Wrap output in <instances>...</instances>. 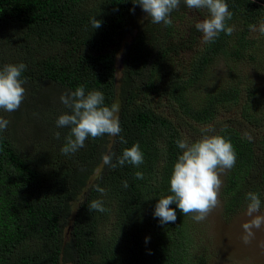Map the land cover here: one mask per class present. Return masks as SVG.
Returning <instances> with one entry per match:
<instances>
[{"label": "trees", "instance_id": "obj_1", "mask_svg": "<svg viewBox=\"0 0 264 264\" xmlns=\"http://www.w3.org/2000/svg\"><path fill=\"white\" fill-rule=\"evenodd\" d=\"M138 2L0 0V36L14 37L18 61L26 65L20 79L41 84L32 92L38 96L35 119L25 123L37 135L50 134L56 145L42 157L28 155L20 139L26 127L21 111L11 116L10 134L0 131V264H196L186 216L172 204L177 220L162 225L155 208L160 198L172 194L170 177L183 153L176 141H188L183 119L211 124L222 110L241 104L244 90L238 85L214 89L201 101L190 96L216 57L241 59L257 48L249 26L264 20V0H226L232 13L226 25L239 20L242 26L206 43L186 74L172 67L177 51L173 26H167L163 39L148 16L137 27L138 16L147 15ZM94 18L101 21L98 29L91 24ZM135 29L130 42L123 43ZM45 84L68 92L80 85L86 94L101 91L105 106L119 108V136L89 137L75 154H62L70 128H57L54 122L70 110H61V101L53 104L58 99ZM246 93L251 100L256 97L250 87ZM156 99L166 110L156 106ZM251 103L243 106V118L256 125L261 120L251 112ZM215 135L229 140L236 153L224 189L226 210L235 213L247 204L249 192L263 199L264 135L249 140L232 126ZM136 143L144 155L139 167L103 164V154L114 153L116 163ZM95 200L102 201L105 212L90 211Z\"/></svg>", "mask_w": 264, "mask_h": 264}, {"label": "rangeland", "instance_id": "obj_2", "mask_svg": "<svg viewBox=\"0 0 264 264\" xmlns=\"http://www.w3.org/2000/svg\"><path fill=\"white\" fill-rule=\"evenodd\" d=\"M94 1L99 3L101 0ZM253 1L257 3V0ZM90 3L88 1L86 6ZM207 11V9L188 8L184 0H182L179 7L170 14L174 31L172 36L175 43L174 50H177L172 56L175 59L172 67H176L175 69L185 74L189 71L190 61H192L193 56L202 50L206 44L203 39V33L197 30L196 24L209 18ZM146 17L147 15L145 14L138 16L137 27L147 19ZM261 21H257V29ZM153 26L156 35L161 34V39H163L167 27L162 23L153 24ZM241 26L242 23L238 20L233 25L234 31H238ZM136 33L137 30H133L132 34L123 43L130 42ZM251 38L257 39V48L250 50L241 59L224 55L216 57L214 62L207 67V71L201 81L193 86L192 96L190 97L195 100L198 99V101L203 100L206 94L214 89L231 85L242 87L244 92L240 98L241 104L229 110H222L214 123L201 125L183 119V131L188 137L189 143L198 141L203 136H214L218 129L224 126L235 127L244 137L251 136L252 139L260 138L264 135V34H261L258 30L255 32L251 31ZM19 57V46L15 43L14 37H8L5 34L0 36V69L8 64H19ZM27 57L28 55L25 54L24 58ZM40 85L37 83H23L22 86L26 90L25 97L17 110L24 114L22 124L26 126L20 131V139L28 155L34 157H42L43 154L50 153V151H55L56 149L55 142L50 134L46 136L37 135L25 123L29 117L35 119L33 107L38 96L33 95L32 92ZM44 87L49 90V94L52 97L58 99L53 100L55 105L60 103L62 94L68 93L66 89L55 87L54 85L45 84ZM249 87L256 94L253 100L246 93ZM48 90H46V93ZM57 101L58 104L56 103ZM247 101L248 103L252 102L251 112L257 114V118L261 120L259 124L255 123L256 125H253L243 118V106L247 105ZM155 102L157 107H161V110L165 109L164 106L166 104H159L158 99ZM60 107L61 110L62 108L65 109L64 104ZM14 112L9 113L0 109V116L10 121ZM10 128L11 121L6 129L9 134L11 133ZM230 171L231 169L220 173V178L223 182L219 194L220 203L207 218L202 222H196L193 219V214L186 216L188 232L191 236L190 252L194 255L192 258H194L193 260L196 264H264V225L259 229H253L254 237L250 243L245 244L242 239L245 235L242 225L257 215L264 216V196L261 200L260 211L254 213L252 217L247 215L249 201L235 213L227 212L224 189L228 184Z\"/></svg>", "mask_w": 264, "mask_h": 264}, {"label": "clouds", "instance_id": "obj_3", "mask_svg": "<svg viewBox=\"0 0 264 264\" xmlns=\"http://www.w3.org/2000/svg\"><path fill=\"white\" fill-rule=\"evenodd\" d=\"M188 8L207 9L210 13L208 19L197 23L196 28L203 33L206 43L214 42L221 32L231 35L233 27L227 26L226 21L231 20L232 13L226 0H184ZM139 5L147 16L151 18L153 24H163L165 27L171 25L170 14L180 5V0H139ZM133 13L135 9L131 10ZM95 29L101 27V21L96 18L91 21ZM250 30L259 31L264 34V21H261L259 28L250 25ZM26 65L8 64L0 70V109L6 112H14L20 108L24 97L25 88L22 86L25 81L20 79ZM60 101L70 110L69 113L62 114L56 121L57 128L69 127L70 133L66 137V142L61 148L64 155L75 154L85 146V141L91 137L93 139L109 136H119L122 131L119 118L116 113L119 111L117 105L105 106V97L101 91L93 90L85 93V86L80 85L75 91L62 94ZM10 121L0 117V131L6 130ZM247 135V134H246ZM55 138L60 139V133H55ZM122 143H127L123 137ZM251 140V136H248ZM179 149L183 150L170 177L171 195L159 199L156 205L154 217L160 219L162 225L177 220L176 210L170 208L176 204L179 210L187 216L193 214L196 222L204 221L207 216L219 205V194L222 187L220 173L224 170L232 169L236 164V153L233 145L223 136H203L200 140L189 143L187 140L178 139L176 141ZM105 153L102 156L104 165L115 168L117 164L123 166L126 162L139 167L144 162V155L139 143L123 151L122 156ZM137 179H143L142 172H136ZM124 187H128L127 181L123 182ZM96 191L101 194L105 189L97 186ZM247 215L252 217L261 209V200L258 193L249 192L247 194ZM90 211L96 210L105 212L102 201L95 200L89 205ZM264 225V216L257 215L249 222L242 225L245 235L243 242L248 244L254 237L253 229H259ZM146 238V242H147Z\"/></svg>", "mask_w": 264, "mask_h": 264}]
</instances>
